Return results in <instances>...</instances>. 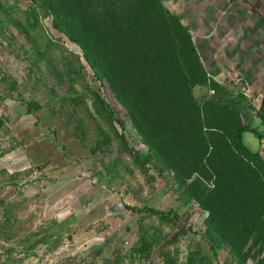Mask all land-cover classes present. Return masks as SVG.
Returning <instances> with one entry per match:
<instances>
[{"label":"rangeland","instance_id":"374dc122","mask_svg":"<svg viewBox=\"0 0 264 264\" xmlns=\"http://www.w3.org/2000/svg\"><path fill=\"white\" fill-rule=\"evenodd\" d=\"M154 1L156 18L188 27L220 87L195 85L192 98L242 95L240 122L261 136L245 132L243 143L264 161V0ZM213 125L202 111L201 133ZM147 155L127 111L41 2L0 0V264H264V214H251L262 194L238 198L232 239L211 242L198 199L214 179L196 172L181 182Z\"/></svg>","mask_w":264,"mask_h":264},{"label":"trees","instance_id":"16d2710c","mask_svg":"<svg viewBox=\"0 0 264 264\" xmlns=\"http://www.w3.org/2000/svg\"><path fill=\"white\" fill-rule=\"evenodd\" d=\"M39 1L53 27L79 47L96 80L104 82L127 111L148 150L146 161L168 168L181 182L196 172L205 180L214 179L208 194L198 199L208 214L205 236L211 242L232 239L238 198L245 205L262 194L261 210L256 206L251 214H264V161L242 137L245 132L261 136L240 122L242 95L236 103L211 99L201 106L192 98L195 85H209L214 93L220 87L209 81L188 27L164 15L156 18L160 7L154 0H148L152 10L141 0ZM202 111L212 113L214 134L201 133ZM257 116L264 123V93ZM131 210L161 222L171 220L159 210Z\"/></svg>","mask_w":264,"mask_h":264},{"label":"crops","instance_id":"0c3cea01","mask_svg":"<svg viewBox=\"0 0 264 264\" xmlns=\"http://www.w3.org/2000/svg\"><path fill=\"white\" fill-rule=\"evenodd\" d=\"M256 61V60H255Z\"/></svg>","mask_w":264,"mask_h":264}]
</instances>
